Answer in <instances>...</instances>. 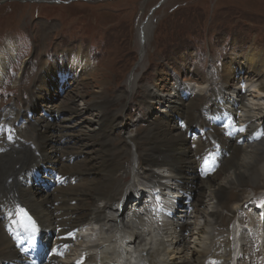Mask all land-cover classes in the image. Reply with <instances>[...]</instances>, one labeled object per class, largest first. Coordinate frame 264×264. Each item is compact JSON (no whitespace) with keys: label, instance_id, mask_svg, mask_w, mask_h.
Here are the masks:
<instances>
[{"label":"bare ground","instance_id":"1","mask_svg":"<svg viewBox=\"0 0 264 264\" xmlns=\"http://www.w3.org/2000/svg\"><path fill=\"white\" fill-rule=\"evenodd\" d=\"M146 28V23H141L138 29L140 39H145ZM2 49L5 52H0V78L3 76L1 70L14 56L11 42H7ZM235 61L233 58L223 66L219 91L210 87L207 81L199 84L204 85L201 87L194 83L188 85L189 91L197 96L204 92L209 95L204 99L210 103L207 114L219 115L216 122H220L219 126H211L206 132L208 138H214L219 144V169L207 177L200 176L198 168L206 158L201 153L210 147L208 139L203 141L198 138L190 144L186 132L182 133L177 126L178 120L174 119L176 116L181 119L188 117L190 111L201 112L196 104L198 99L184 101L178 96L179 91L187 87L175 82L171 89L177 95L175 100H172L171 94L146 90L145 99L148 102L144 100L143 104H146L149 112L142 116V121L156 119L146 139L151 140L155 147H143V153H139L135 150L141 148L135 144L138 141L136 138L130 134L123 138V145L126 146L124 154L133 160L132 167H137V170L129 169L126 175L127 168L120 161L124 154L120 155V150H112L106 144L111 133L118 128V124H114L119 119L103 121L109 117L102 116L109 103L105 93L100 91L94 94L90 102L84 104L86 111L94 113L90 122L95 130H88L87 133L78 131V134L70 131L67 126H62L69 121L66 113L71 111L70 106L60 108L59 102L52 104L53 94L50 92L55 84L63 82L66 73L55 65L52 68L41 62L40 74L29 93L26 111L34 112L32 109L38 106L50 111L53 106L55 110L51 111V115H55L58 125L48 122L50 116L45 111L48 118L38 117L34 120L28 118L26 113L23 116L21 111L6 114L12 115L13 121L19 118L31 120H26L23 128L21 125L17 128V134L22 139L17 147L8 145L6 152L0 154V264H27L13 246L20 242L12 225L21 207L29 210L59 248L67 245L64 233L75 227L80 229L81 239L71 244V252L63 260H50L46 264H72L80 258L81 263L78 264H258V254H254L256 250L252 249L253 243L250 242L253 234L246 235L240 228L245 220L238 216L240 226L234 230V237H237L234 247L228 241V234L232 216L236 218L244 206L252 203L242 196L241 191L238 194L232 188L260 189L264 184V141L260 125H264V59L249 52L242 63ZM86 66L84 55L78 51L75 62L67 67L80 70L79 75L83 77L81 75L86 71ZM230 78L234 80L232 85ZM242 81L247 87L246 91L242 90ZM74 96L83 99L82 93L75 92ZM47 97L50 99L47 100ZM162 108L165 109L164 116L159 120L154 114L161 112ZM118 113L122 115L123 108ZM60 114L65 115L61 117ZM2 117L0 114V119ZM237 120L243 123V131L232 138V130L228 128ZM188 124V128L193 125L200 128L206 126V122ZM124 126L127 131L133 124ZM94 136L96 143L83 142L94 140ZM193 144L195 148L191 147ZM78 146L83 148L78 149ZM92 147L97 148L96 152ZM3 148L4 145L0 144V149ZM86 149L90 150L84 152ZM64 154L68 156L67 159L73 160L72 163L63 160ZM81 155L83 158L77 159ZM81 170H89V174L87 172L86 176V172L82 173ZM218 171L222 175L219 179L216 177ZM56 175L67 181L54 185L52 178ZM171 188L172 191L168 193L176 197L172 205L173 214H168L167 221L158 220L161 217L153 213L158 210L162 216L164 210L161 202H168L164 199L168 195L163 191ZM178 190L183 195L175 194ZM145 191L154 204H157L156 198L161 201L158 202L160 208H153V213L147 210L148 204L153 207L149 200L142 199L146 196L141 195L140 198ZM206 191L207 202L201 207L200 199ZM260 213L264 214V209ZM260 213L257 212V216ZM255 214L252 212L248 216L251 217L252 229L257 231L258 243L263 245L264 233L261 234L260 229L255 227L258 223ZM262 223L264 229V221ZM213 229L216 231L211 234ZM219 232H226L227 235L220 239L217 235ZM241 242L245 245H241ZM189 244L192 247L188 250V259L180 255Z\"/></svg>","mask_w":264,"mask_h":264},{"label":"rangeland","instance_id":"2","mask_svg":"<svg viewBox=\"0 0 264 264\" xmlns=\"http://www.w3.org/2000/svg\"><path fill=\"white\" fill-rule=\"evenodd\" d=\"M141 23L147 25L145 39H140L138 29ZM7 42L12 43L14 56L8 59L1 70V115L5 117L6 114L21 111L24 116L29 104V93L40 74L41 62L52 68L55 65L65 71L67 77L61 84L57 83L51 88L52 104L59 102L62 106L60 108L64 105L71 108L66 113L69 121L62 126H67L77 134L78 131L87 133L95 130L90 122L94 113L86 111L84 104L90 102L94 94L103 91L109 100L102 113V116L109 117L103 121H115L116 117L119 119L114 124H118L117 130L111 133L106 144L112 150H120L122 155L126 151L122 139L130 134L138 140L135 144L141 147L135 150L143 153V147H155L151 140L146 139L156 119L142 121V116L149 112L145 108L146 104H143L144 100L148 102L145 99L146 90L163 95L171 94L172 100H175L177 95L171 89L176 81L182 85L188 83L185 86L188 89V85L194 83L201 87L204 85L199 84L207 81L210 87L219 91L220 79L224 74L222 69L229 60L234 58L235 63H242L249 52L257 54L263 60L264 0H0V52H5L2 48ZM78 51L82 52L87 62L86 71L81 75L83 77L79 75L80 70L67 67L75 62ZM262 78L264 79V75ZM232 79L230 78L231 85L234 82ZM75 92L82 93L83 99L75 98ZM208 97L205 92L198 96L195 94L189 99L199 100L196 104L201 112L190 111L187 115L190 120L185 116L182 119L176 116L174 119L178 122L186 120L187 124L204 123L203 112L207 114L210 108V103L204 100ZM48 98L47 100L50 99ZM52 107L50 111H46L49 109L38 106L32 109L34 112L30 118H48L45 111L50 116L48 122L57 126L55 115H51V111L55 110ZM121 108L122 115L118 113ZM155 108L158 109L157 106ZM163 111L164 108L161 112L156 111L154 116L159 120L163 119ZM63 115L65 114H60L61 117ZM10 116L12 115L7 117ZM131 124L133 126L126 131L124 125ZM171 134L177 135L176 132ZM90 136L92 137L91 134ZM83 142L96 143V137ZM92 149L96 152L97 148ZM64 155L63 160L72 163L73 160ZM100 155L99 153L98 156ZM82 158L83 155L77 159ZM101 161L103 162V158ZM120 161L127 168L126 175L131 168L137 170V167H132L133 160L126 154ZM85 172L82 171L87 176L89 170ZM216 177H222L220 171L216 173ZM127 181L130 182V178ZM232 190L238 194L241 191L242 196L250 201L255 197L257 203L264 196V184L260 189L235 187ZM207 195V191L202 195L201 207L207 202ZM245 207L250 208L251 204L244 206L240 214L236 218L232 216L230 220L228 241L231 247L235 246L233 229L237 228L238 216L251 224V217H245ZM240 228L246 235L252 233V239L257 238L255 228L253 230L248 226L251 229L248 232L244 226ZM215 231L213 229L210 233ZM225 234L226 232H219L217 235L221 239ZM209 242L208 239V246ZM241 245L245 244L241 242ZM191 247L190 244L185 246L180 256L189 259L188 250ZM257 254L258 263L262 253L260 251Z\"/></svg>","mask_w":264,"mask_h":264},{"label":"snow or ice","instance_id":"3","mask_svg":"<svg viewBox=\"0 0 264 264\" xmlns=\"http://www.w3.org/2000/svg\"><path fill=\"white\" fill-rule=\"evenodd\" d=\"M240 131H243V129H239ZM205 163H207V161H205ZM31 231L34 233L35 232V228L33 227L32 229H31Z\"/></svg>","mask_w":264,"mask_h":264}]
</instances>
